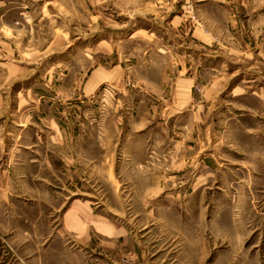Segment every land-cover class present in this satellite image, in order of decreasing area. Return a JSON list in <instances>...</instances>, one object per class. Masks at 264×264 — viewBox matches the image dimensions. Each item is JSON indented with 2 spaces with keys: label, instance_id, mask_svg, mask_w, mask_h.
I'll return each instance as SVG.
<instances>
[{
  "label": "rangeland",
  "instance_id": "obj_1",
  "mask_svg": "<svg viewBox=\"0 0 264 264\" xmlns=\"http://www.w3.org/2000/svg\"><path fill=\"white\" fill-rule=\"evenodd\" d=\"M50 1L2 30L1 259L264 264V0ZM71 202L127 245L66 241Z\"/></svg>",
  "mask_w": 264,
  "mask_h": 264
},
{
  "label": "crops",
  "instance_id": "obj_2",
  "mask_svg": "<svg viewBox=\"0 0 264 264\" xmlns=\"http://www.w3.org/2000/svg\"><path fill=\"white\" fill-rule=\"evenodd\" d=\"M72 1L74 10L81 9V1L85 6L86 4L88 5L89 10L95 9L97 4L100 3L98 0ZM50 3H52L50 0H0V44H3L5 39L2 35L3 29L9 31L10 36L8 38L17 40L18 37L27 34L29 27L27 26L26 19L30 18L32 12H34L35 9H39V12H42L43 8L47 5L49 6ZM10 171L11 167H8V170L5 169L4 172L7 173ZM11 186V181H2L0 174V219L2 217L9 219L8 215L1 211L2 205H11V203L17 200L14 199L13 195L10 193ZM10 212V216L13 215L16 217V209L13 210L12 214ZM25 217L28 218L26 214ZM60 217L62 234L66 237V241L73 246L75 244L79 246L82 245L84 248H87L89 252H95L97 247L100 246L106 252L109 249H113L114 245L123 247L127 245L125 237L126 231L123 228L117 227L106 218L103 219V217L98 216L89 206L71 202L63 210ZM13 220H15V218ZM22 235L31 237L33 233L24 231ZM45 239L46 237H40L35 249L28 244L26 246L24 245L25 247L19 251L20 254H24V260H22L24 264H48V259L43 255L45 252L49 251L48 246L46 249L44 248L45 246H43ZM67 247L66 249L64 248L62 252H65L69 257L79 260L80 255L73 252L75 249L70 251ZM8 251L7 255H4L6 258L5 260H2L0 256V262L2 264H16L18 260L17 250H13L10 247Z\"/></svg>",
  "mask_w": 264,
  "mask_h": 264
}]
</instances>
